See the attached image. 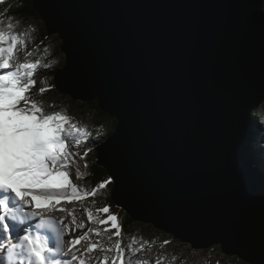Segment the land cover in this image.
Masks as SVG:
<instances>
[{"label": "water", "instance_id": "water-1", "mask_svg": "<svg viewBox=\"0 0 264 264\" xmlns=\"http://www.w3.org/2000/svg\"><path fill=\"white\" fill-rule=\"evenodd\" d=\"M57 89L117 122L96 147L112 202L194 249L264 264V0H33Z\"/></svg>", "mask_w": 264, "mask_h": 264}, {"label": "snow or ice", "instance_id": "snow-or-ice-1", "mask_svg": "<svg viewBox=\"0 0 264 264\" xmlns=\"http://www.w3.org/2000/svg\"><path fill=\"white\" fill-rule=\"evenodd\" d=\"M3 2L0 0V4ZM6 35L8 46L0 47V70H7L0 74V239L6 238V243H0V264H73L77 260L85 264L74 249L87 240L88 233L93 230L89 228L88 232L72 239L71 246L65 250L62 229L45 219L43 213L49 210L64 212L65 208L57 206L63 201L71 203L81 198L67 171L69 147L70 143L81 146L83 138L91 134L87 128L72 123L67 115L58 111L46 114L27 95L37 83L33 75L40 62L14 65V49L22 41L17 35L0 31V44L4 43ZM27 54L32 55L30 51ZM44 91L46 89H40L41 93ZM105 186L100 183L98 188ZM96 191L83 196H94ZM27 208L32 210L26 211ZM100 211L109 213L110 210L103 207ZM87 216L92 220L94 214L88 211ZM37 217H40L39 222L32 224ZM95 222L110 223L116 230L115 235L121 236L115 215ZM73 223H76L74 216ZM76 227L83 229L85 226L77 223ZM95 234L101 233L96 231ZM96 249L97 244L91 243L87 252ZM115 249L117 256L112 264H125V248L119 240ZM138 251L140 249H134L133 254ZM104 260L106 264L108 257Z\"/></svg>", "mask_w": 264, "mask_h": 264}, {"label": "rangeland", "instance_id": "rangeland-1", "mask_svg": "<svg viewBox=\"0 0 264 264\" xmlns=\"http://www.w3.org/2000/svg\"><path fill=\"white\" fill-rule=\"evenodd\" d=\"M9 24L12 25L11 28L8 27ZM0 31H4L6 34L17 35L22 41V43L17 44L18 47L16 46V48L14 49L16 51V53L14 51V58L12 61L14 65L23 62H40L38 69L34 72L33 75V79H37V83L32 87L34 88L33 92L38 93L37 97L41 98V101L37 105L41 107L46 114H54L58 111L63 115L71 117L72 123H76L80 127L87 128V121L83 120L80 117L78 110V105L82 102L74 100L71 96L60 92L55 84V73L58 71V69H60L58 68L59 66H61L62 68V65H65L66 60V57L61 49L62 41L58 37V35H48L44 21L38 19H15L10 22L0 21ZM0 46L5 48L8 46L7 35L4 43L0 44ZM45 49H47V51H45ZM29 51L32 53L31 56L27 54ZM43 52L47 53V55L42 56ZM45 65H47V67ZM42 88L46 89V91H44L43 93L40 92V89ZM34 93H27L30 97H32V100L34 99L33 97H35ZM89 112L91 116H97L98 114L96 110H89ZM257 113L259 116H264V103L257 110ZM112 120H114V118L110 117V119L106 121V126L110 125L112 123ZM251 124L253 125V128H255L254 132L258 138L256 149H258L259 152L262 153L264 149V131L259 129L258 124L263 125L262 128L264 129V123H261L257 119L254 123L251 122ZM100 133L104 134V130ZM99 136L106 137V135ZM95 146L96 144L95 142H93V139L90 136H87L83 138V143L81 146L76 147L72 144V146L69 148L70 162L67 171L69 173L70 180L77 186L79 192L81 193V198L76 199L75 201L73 200L71 203L63 201L61 205H58L57 207H63L66 209V211L61 212L60 214L59 211L49 210L43 213L45 217L56 215V218L59 217L64 222H66V224L70 225L71 228H74L76 227V223L73 224V216L75 217L76 215L81 214L84 219L89 221V218L87 216V212L89 210L93 212L94 215H99V219L107 220L108 216L112 215L110 212L103 213L102 211H100V209L88 204L87 199L89 196H83L84 193H90V190L83 180L86 165L84 162V153L91 151ZM252 154L254 155V150ZM77 173H79V175H77ZM108 181L112 182L110 177H108L105 184L106 186L103 189H97L96 197H100L102 198V200H105L108 198V196H110L111 182L108 183ZM80 207L86 208L87 212H80L81 209L76 210V208ZM104 207L108 206L106 205ZM63 216L67 217L68 221L65 220V218L63 219ZM92 220L94 221V224L91 227L93 231L88 234L87 240L82 241L84 243V249L82 250H86L85 252H87V248L89 247L88 244L90 245L91 243H96L98 244L97 249L93 251L94 253L91 252L95 256L89 253L87 258L85 257V260L82 258L83 254L80 255V253L78 252V254L81 256L79 259L82 258L84 261L89 262L87 264H105L104 257L107 256L108 260L106 264H112V261L117 256V252L115 249V239H117V236L115 235L116 230L112 228L110 223L101 225L95 222L94 217ZM136 222L137 225H139L135 229V231H138L139 233L141 244L137 247H125L123 244H121V246L125 248V264H132V259L139 256L141 253H146V258L149 259L148 262L143 264H157V261H159V264H248L237 256H229L224 254L220 246H212L208 249H194L191 244L182 242L179 239H176L173 235L160 231L158 229H155L156 232L146 233L143 231V229L150 224L138 221ZM95 230L101 231V235L97 236L95 234ZM165 241H168V243L165 244ZM0 243H6V238L0 239ZM134 249H140V251L133 254ZM76 263L79 264V262Z\"/></svg>", "mask_w": 264, "mask_h": 264}, {"label": "trees", "instance_id": "trees-1", "mask_svg": "<svg viewBox=\"0 0 264 264\" xmlns=\"http://www.w3.org/2000/svg\"><path fill=\"white\" fill-rule=\"evenodd\" d=\"M15 19L42 20L34 8L33 0H4V2L0 4V21L10 22ZM46 55L47 53L45 52L42 53V56H46ZM58 68H61V66H59ZM78 108H79L78 110L80 117L83 120L87 121V129L91 134L89 136L93 139V142H95L96 144V146L93 147L91 151L87 152L86 156L84 155V162L87 165V167H85L83 180L91 193L94 189H98V185L100 183L106 184V181L109 177L106 171L97 165V157L95 150L98 145H100L107 137H109L115 132L117 122L115 120H112V123L106 126V121L110 119V115L100 111L97 101L82 102L78 105ZM89 110H96L98 112L97 116H91ZM257 119L261 123H264V116L263 115L259 116L257 111H255L252 114L251 122L254 123ZM258 127L260 130L264 131V129L262 128L263 125L258 124ZM250 128H251L250 147L251 149L254 150V155L252 156L256 159L255 160L252 157L253 163L258 174L264 179V149L262 153H260L259 150L256 149L258 138L255 135L254 132L255 128H253L252 124ZM103 130H104V134H102L103 132L100 133ZM99 135H106V137ZM112 185L113 183L111 182L110 191ZM88 196H89L87 199L88 204L93 205L98 209H101L107 205L110 210L109 212L117 217L118 224L120 225L121 236L117 237V239H115L116 241L119 240L120 243L123 244L125 247H129V246L137 247L141 244L139 233L138 231H135V229L138 227L139 224L137 225L136 221H134L124 210L120 209L112 202L111 192H110V196H108V198L105 200H102V198L100 197H96V194L94 196L93 195H88ZM155 229L156 228L150 224L149 226L144 228L143 231L146 233L147 232L151 233V232H156Z\"/></svg>", "mask_w": 264, "mask_h": 264}, {"label": "bare ground", "instance_id": "bare-ground-1", "mask_svg": "<svg viewBox=\"0 0 264 264\" xmlns=\"http://www.w3.org/2000/svg\"><path fill=\"white\" fill-rule=\"evenodd\" d=\"M25 46V45H24ZM1 47V46H0ZM18 47V46H17ZM23 47V46H22ZM21 47V48H22ZM27 49V48H26ZM24 50V49H23ZM15 51V50H14ZM15 53H16V51H15ZM23 53V52H22ZM17 58V57H16ZM24 63V62H23ZM4 71H7V70H0V74H3V72ZM37 80V79H36ZM39 83V82H38ZM40 84V83H39ZM36 85V84H35ZM33 89L34 88H32V89H30V92H32V93H34L33 92ZM29 92V93H30ZM28 95V94H27ZM34 95H35V97H33L34 99H33V101L34 102H36L37 104L41 101L40 99V97H37L38 96V93H34ZM32 98V97H31ZM40 105V104H39ZM44 107H45V105H44ZM44 107H43V109H44ZM44 111V110H43ZM251 129V128H250ZM251 141V140H250ZM72 146V144L70 143V147ZM69 147V148H70ZM249 151H250V155H251V159H252V152H253V150H251V147H250V142H249ZM257 152V151H256ZM255 152V153H256ZM260 156V155H259ZM70 157V156H69ZM254 158V157H253ZM258 158V157H257ZM255 159V158H254ZM259 159H260V157H259ZM256 160V159H255ZM252 161H253V159H252ZM70 179V178H69ZM75 201V200H74ZM83 201V200H82ZM71 206V205H70ZM76 206V205H75ZM78 206V205H77ZM60 207V206H59ZM69 207V206H68ZM72 207V206H71ZM70 207V208H71ZM85 207V206H84ZM76 208V210L77 209H81V211L80 212H83V211H85V212H87V210H86V208ZM26 211H31L32 209L31 208H27V209H25ZM71 210V209H70ZM69 210V211H70ZM73 211V210H72ZM90 211V210H89ZM60 214H61V212H59ZM66 213V212H65ZM69 213H71V212H69ZM76 213V212H75ZM74 213V214H75ZM55 215V214H54ZM64 215V214H63ZM68 215V214H67ZM56 216V215H55ZM55 216H44V218L45 219H47V220H51V221H53V222H55V224L56 225H58L61 229H62V231H63V233H64V236H63V239H64V246H65V250L68 248V247H70L71 245H70V241L72 240V239H74V238H76V237H78L79 235H81V234H84V233H86V232H88V229L89 228H91L92 226H93V224H94V221L93 220H89V221H87L86 219H84L83 218V216L80 214V215H76L75 216V222H76V224L77 223H82V224H84V228L83 229H78L77 227H74V228H71L70 227V225H68V224H66V222H64L62 219H60L59 217H55ZM65 216V215H64ZM63 216V219L65 218V220H67L68 221V219H67V217H64ZM94 217V219L96 220V219H99L100 217H99V215H94L93 216ZM39 218L40 217H37V219L36 220H33V221H31V223L32 224H35V223H38L39 222ZM72 220H73V218H72ZM61 221H63V223H61ZM71 222V221H70ZM74 224V223H73ZM65 225L67 226V227H65ZM73 226V225H72ZM96 226V225H95ZM95 229H97V228H95ZM99 229V228H98ZM96 231V230H95ZM101 232V231H100ZM89 234V233H88ZM92 234V233H91ZM101 235V234H100ZM5 239V238H4ZM101 240V239H100ZM99 243H100V241H99ZM156 243V242H155ZM102 244V243H101ZM98 245V244H97ZM88 246H89V244H88ZM87 246V247H88ZM101 247V246H100ZM82 249H84V243L83 242H81V244H79V245H77L76 246V248L74 249V251H76L77 252V255H78V257L80 258L81 256V254H83V255H85V256H83L82 255V258L83 259H85L86 260V258H87V256H88V254L89 253H87V252H85L86 250H82ZM78 252L80 253V255L78 254ZM94 253V252H93ZM91 255H94V254H92L91 253ZM95 256V255H94ZM86 257V258H85ZM154 257V256H153ZM81 258V259H82ZM91 258V257H90ZM95 258V257H94ZM152 258V257H151ZM65 259H70V257H66ZM93 259V258H92ZM91 259V260H92ZM95 260V259H94ZM148 258H146V253L145 254H140L139 256H137V257H134L133 259H132V264H143V263H146V262H148ZM154 260V259H153ZM90 261V260H89ZM76 262H79L78 260L77 261H74L73 262V264H77ZM93 262V261H92ZM91 262V263H92ZM87 263H89V262H86L85 261V264H87ZM98 263V262H97ZM153 263V262H152Z\"/></svg>", "mask_w": 264, "mask_h": 264}]
</instances>
